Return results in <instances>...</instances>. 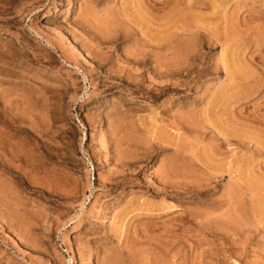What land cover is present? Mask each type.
I'll return each mask as SVG.
<instances>
[{
    "label": "rangeland",
    "instance_id": "1",
    "mask_svg": "<svg viewBox=\"0 0 264 264\" xmlns=\"http://www.w3.org/2000/svg\"><path fill=\"white\" fill-rule=\"evenodd\" d=\"M0 264H264V0H0Z\"/></svg>",
    "mask_w": 264,
    "mask_h": 264
},
{
    "label": "bare ground",
    "instance_id": "2",
    "mask_svg": "<svg viewBox=\"0 0 264 264\" xmlns=\"http://www.w3.org/2000/svg\"><path fill=\"white\" fill-rule=\"evenodd\" d=\"M169 48V47H168ZM141 86V85H140ZM174 88V87H173ZM164 145V144H163ZM63 182V181H62Z\"/></svg>",
    "mask_w": 264,
    "mask_h": 264
}]
</instances>
